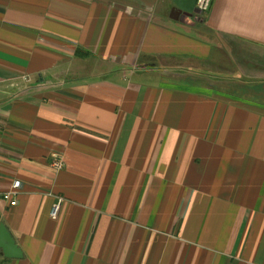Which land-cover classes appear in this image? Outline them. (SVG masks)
<instances>
[{
    "label": "crops",
    "instance_id": "1",
    "mask_svg": "<svg viewBox=\"0 0 264 264\" xmlns=\"http://www.w3.org/2000/svg\"><path fill=\"white\" fill-rule=\"evenodd\" d=\"M196 10L0 0V264H264V0Z\"/></svg>",
    "mask_w": 264,
    "mask_h": 264
},
{
    "label": "built area",
    "instance_id": "2",
    "mask_svg": "<svg viewBox=\"0 0 264 264\" xmlns=\"http://www.w3.org/2000/svg\"><path fill=\"white\" fill-rule=\"evenodd\" d=\"M213 1L214 0H197V9L201 11V14L207 13L213 4ZM50 164L51 167L54 168L56 171L62 170L65 165L63 154L59 151L52 152ZM21 186L22 184L20 180H14L11 188L3 191L1 193V197L7 202H9L11 205H16L17 204L16 195L20 192ZM62 201H63L62 197H57L56 202L53 203L50 210L51 218L55 219L58 217Z\"/></svg>",
    "mask_w": 264,
    "mask_h": 264
},
{
    "label": "water",
    "instance_id": "3",
    "mask_svg": "<svg viewBox=\"0 0 264 264\" xmlns=\"http://www.w3.org/2000/svg\"><path fill=\"white\" fill-rule=\"evenodd\" d=\"M197 14H201L200 10L195 11ZM171 16L175 19L184 20L188 14L180 12H172ZM0 253L5 258H22L23 251L16 243L15 238L12 236L9 228L4 222H0Z\"/></svg>",
    "mask_w": 264,
    "mask_h": 264
},
{
    "label": "clouds",
    "instance_id": "4",
    "mask_svg": "<svg viewBox=\"0 0 264 264\" xmlns=\"http://www.w3.org/2000/svg\"><path fill=\"white\" fill-rule=\"evenodd\" d=\"M128 11L131 12V8Z\"/></svg>",
    "mask_w": 264,
    "mask_h": 264
}]
</instances>
